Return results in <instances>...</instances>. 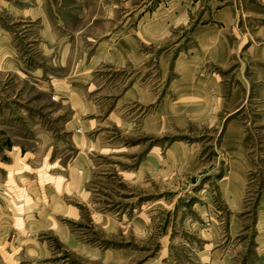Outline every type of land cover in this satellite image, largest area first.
<instances>
[{
  "label": "rangeland",
  "instance_id": "1",
  "mask_svg": "<svg viewBox=\"0 0 264 264\" xmlns=\"http://www.w3.org/2000/svg\"><path fill=\"white\" fill-rule=\"evenodd\" d=\"M160 1L0 0V264H264V0L227 64Z\"/></svg>",
  "mask_w": 264,
  "mask_h": 264
},
{
  "label": "crops",
  "instance_id": "2",
  "mask_svg": "<svg viewBox=\"0 0 264 264\" xmlns=\"http://www.w3.org/2000/svg\"><path fill=\"white\" fill-rule=\"evenodd\" d=\"M201 2L202 0H161L156 10L152 12V16L148 18L150 21L148 28L151 36H164L174 28L187 24L195 14L196 6L201 5ZM216 2L219 6L212 8L210 12L208 11L212 22L198 25L194 30V35L198 40L200 54H207L218 62L227 64L236 50L235 29L232 28V24L235 22L236 10L233 4H221L219 0H208L207 4L214 5ZM261 30L259 32L264 33V28ZM262 49L264 54V46H262ZM194 60H198V57H193ZM190 66H192V62ZM209 77L210 79H208ZM209 77H206L208 87L203 90V94L208 96L207 98L232 103L242 99V88L234 85L229 93V100H225L222 84L216 77ZM236 128L237 131L234 134L237 140L240 141L241 129L237 125Z\"/></svg>",
  "mask_w": 264,
  "mask_h": 264
}]
</instances>
